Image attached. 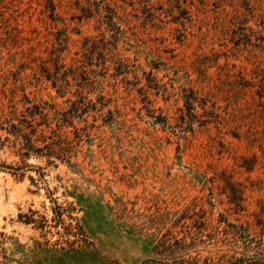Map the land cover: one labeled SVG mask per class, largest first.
Listing matches in <instances>:
<instances>
[{
	"label": "rangeland",
	"instance_id": "obj_1",
	"mask_svg": "<svg viewBox=\"0 0 264 264\" xmlns=\"http://www.w3.org/2000/svg\"><path fill=\"white\" fill-rule=\"evenodd\" d=\"M37 106L73 148L24 158L0 128V264H140L182 214L245 219L264 208V0H0L2 120ZM57 205L93 246L67 244Z\"/></svg>",
	"mask_w": 264,
	"mask_h": 264
},
{
	"label": "trees",
	"instance_id": "obj_2",
	"mask_svg": "<svg viewBox=\"0 0 264 264\" xmlns=\"http://www.w3.org/2000/svg\"><path fill=\"white\" fill-rule=\"evenodd\" d=\"M79 109L77 102H74L70 114L77 113ZM30 114L40 115L41 121L35 124L34 118L25 117L18 122L11 119L2 120L0 113V128H5L15 137L14 143L19 144L18 152L24 158L34 154L47 157L50 163H55V159L66 160L73 148V141L67 137L62 138L58 128L51 127L49 113L44 111V107L37 106ZM53 114L57 122L69 123L65 112ZM3 122L8 124L7 127H3ZM43 124L50 130L49 133L41 128ZM5 140H9V136H6ZM25 166H17L16 169ZM37 170L42 175L41 167ZM235 200L236 205L240 207L235 213L245 211L240 203L243 198ZM54 213L55 226L61 225L66 235L76 236V239H67V244L74 246L78 243L81 247L88 248L93 246L77 217L69 215L77 221V226H73L72 223H66L61 206H55ZM205 214L206 212L197 213L198 217L190 223H186L185 219L193 218L192 215L178 216L171 228L156 237V241L151 245V254L140 264H264V208L259 212L246 214L245 219L242 216L230 219L220 213L216 224H210ZM250 216H254V219H250ZM26 222H38L41 228L48 225V219L44 215L40 219L28 217ZM73 228H77V231H73ZM32 252L36 254V249Z\"/></svg>",
	"mask_w": 264,
	"mask_h": 264
}]
</instances>
